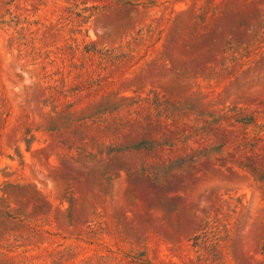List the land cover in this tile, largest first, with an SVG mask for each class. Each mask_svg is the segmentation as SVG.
Returning a JSON list of instances; mask_svg holds the SVG:
<instances>
[{"label":"rangeland","instance_id":"1","mask_svg":"<svg viewBox=\"0 0 264 264\" xmlns=\"http://www.w3.org/2000/svg\"><path fill=\"white\" fill-rule=\"evenodd\" d=\"M0 264H264V0H0Z\"/></svg>","mask_w":264,"mask_h":264},{"label":"trees","instance_id":"2","mask_svg":"<svg viewBox=\"0 0 264 264\" xmlns=\"http://www.w3.org/2000/svg\"><path fill=\"white\" fill-rule=\"evenodd\" d=\"M255 123H256V119L254 117H248V116H244L242 113H237L232 117H227L223 119V121L220 123L205 122V126L203 127L199 125H195L193 132L189 134H186L188 132L186 131L177 135L176 132L169 130L170 138L165 140V143H163L162 146L164 147L168 146L170 148H174L176 146H179V144H182L184 146L189 147L188 141L193 136H200L203 139H207L208 142H210L211 140H213L214 137H216V143H219L220 141L218 138L219 135L223 134L227 130V128H237V126L250 127ZM223 126H226V130L223 129ZM249 140L250 139L245 138L243 141H249ZM214 146L216 147V145ZM223 146L224 144H222V146L219 147L220 150L222 149ZM157 147H160V144L158 143L157 140L151 138V139L143 140L140 144L135 145L133 149L136 152H146L147 154H152V152L156 150ZM205 151L208 152L209 150L207 149ZM194 162H195V154H193L192 156L185 155L175 161L161 160L160 162L161 164L158 163L155 166V168H153L154 178H157L162 173L165 176H169V174H171L175 168H179V169L184 168L187 164H194ZM147 177L152 178L153 176H151L150 173H148Z\"/></svg>","mask_w":264,"mask_h":264}]
</instances>
